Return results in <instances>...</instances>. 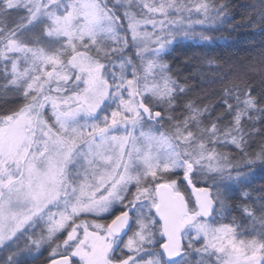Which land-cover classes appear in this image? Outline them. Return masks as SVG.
<instances>
[{"label":"snow or ice","instance_id":"snow-or-ice-1","mask_svg":"<svg viewBox=\"0 0 264 264\" xmlns=\"http://www.w3.org/2000/svg\"><path fill=\"white\" fill-rule=\"evenodd\" d=\"M228 8L0 0V264H264V78L197 102L166 58Z\"/></svg>","mask_w":264,"mask_h":264},{"label":"trees","instance_id":"trees-1","mask_svg":"<svg viewBox=\"0 0 264 264\" xmlns=\"http://www.w3.org/2000/svg\"><path fill=\"white\" fill-rule=\"evenodd\" d=\"M223 2L229 6L232 23L213 31L214 40L211 43L182 42L173 45V50L166 57L173 74L180 82H186L188 95L197 102L213 105L219 104L225 88L241 82H251L259 87L261 79L264 78V31L259 25L248 26V17L258 15L253 8L259 7L260 0ZM20 99L15 96L8 97L9 103L13 105ZM249 143V152L254 153L264 144V138L256 135ZM233 155L239 158L236 153ZM252 171L255 174L249 178L250 187L244 190L256 197L264 189V169L257 164ZM180 188L191 207L194 201L190 190L183 183ZM235 203L239 205V200ZM233 215L239 218V211ZM43 253L37 264H45L48 259L47 252Z\"/></svg>","mask_w":264,"mask_h":264},{"label":"water","instance_id":"water-1","mask_svg":"<svg viewBox=\"0 0 264 264\" xmlns=\"http://www.w3.org/2000/svg\"><path fill=\"white\" fill-rule=\"evenodd\" d=\"M186 187L190 190L191 195H192V199H193V201H195L196 193L194 192L193 188L191 186H186ZM165 239H166L165 237H162V240H165Z\"/></svg>","mask_w":264,"mask_h":264},{"label":"rangeland","instance_id":"rangeland-1","mask_svg":"<svg viewBox=\"0 0 264 264\" xmlns=\"http://www.w3.org/2000/svg\"><path fill=\"white\" fill-rule=\"evenodd\" d=\"M184 42H189V41H184ZM191 42H192V41H191ZM0 80L2 81V79H0ZM254 174H255V173L252 171L251 174H250V176H249V178L252 177ZM157 238H158V240H159V238H161V236H158ZM41 251L43 252L44 249H42ZM37 255H39V254H37ZM46 255H47V257H48V253H47Z\"/></svg>","mask_w":264,"mask_h":264}]
</instances>
